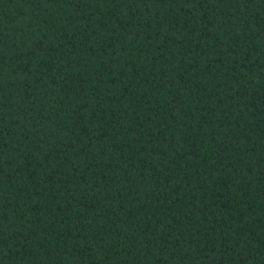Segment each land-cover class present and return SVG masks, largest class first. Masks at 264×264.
I'll use <instances>...</instances> for the list:
<instances>
[{"label":"trees","instance_id":"16d2710c","mask_svg":"<svg viewBox=\"0 0 264 264\" xmlns=\"http://www.w3.org/2000/svg\"><path fill=\"white\" fill-rule=\"evenodd\" d=\"M0 264H264V0H0Z\"/></svg>","mask_w":264,"mask_h":264}]
</instances>
